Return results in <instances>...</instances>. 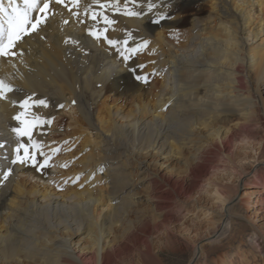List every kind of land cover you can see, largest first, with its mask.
<instances>
[{
  "label": "bare ground",
  "instance_id": "bare-ground-1",
  "mask_svg": "<svg viewBox=\"0 0 264 264\" xmlns=\"http://www.w3.org/2000/svg\"><path fill=\"white\" fill-rule=\"evenodd\" d=\"M65 2L79 15L53 3L56 14L19 44L17 56L0 58V78L6 77L14 88L0 100V144L4 145L0 148V264H124L140 244L147 247L142 252L146 262L161 264L151 253L153 227L146 215L152 210L166 213L201 188L221 213L213 242L235 238L236 207L245 197L252 200L253 195L264 194V139L258 148L247 134L238 143L239 135L252 124H260L264 133V0H152L159 7L151 13L148 0H134L129 8L141 12L139 17L101 9L91 0H81L78 8ZM0 3L7 7L8 0ZM87 4H91L89 12L102 11L116 21L107 32L109 39H124L131 32L127 46L147 40L150 56L141 59L138 52L125 61L103 39L88 35L93 26L105 25L85 15ZM123 4L120 0L121 8ZM187 6L199 9L181 39L173 40L168 18L156 23V13L169 17ZM179 18L174 19L175 28L188 24ZM144 64L163 75L161 84L148 91L137 86L134 76V68ZM109 93L120 99L119 105L107 104ZM29 95L47 102V107L32 111L52 122L34 129L33 137L50 156L52 139L64 127L56 117L59 111L67 113L71 107L82 133L95 130L96 138L86 139L87 144L100 141L86 158L87 189L60 192L39 183L49 181L48 176L56 175L53 171L10 163L17 143L11 128L20 126L13 117L21 111L13 101L18 104ZM21 142L27 143V138ZM248 149L256 151L253 157ZM131 156L138 158L130 173L126 168ZM41 159L37 153L38 165ZM107 160L121 162V167H108L119 168L129 180H108L107 170L99 171V163ZM52 164L57 170L58 163ZM9 168L12 174L4 180ZM222 172L227 181L215 177ZM138 177L149 186L145 193L150 204L136 209L143 213L136 222L128 208L138 206L134 200L122 205L112 202L124 194L120 192L124 184L128 189ZM28 178L39 182L29 188ZM100 178L112 192L98 188ZM241 187L253 191L239 198ZM258 233L264 240V231L259 228ZM201 256V248L196 247L190 264H197Z\"/></svg>",
  "mask_w": 264,
  "mask_h": 264
},
{
  "label": "rangeland",
  "instance_id": "rangeland-1",
  "mask_svg": "<svg viewBox=\"0 0 264 264\" xmlns=\"http://www.w3.org/2000/svg\"><path fill=\"white\" fill-rule=\"evenodd\" d=\"M198 9V6H187L182 8V10H178L177 14L168 15L169 17L166 25L167 27H173L171 28V38L173 40L181 39L182 35L186 33L194 17L192 14ZM256 13L259 14V8L256 10ZM176 17H180L179 20L182 18L187 21L188 24L183 27L179 26L175 28L174 19ZM150 48L148 44L147 48L140 51V53L142 52L140 56L141 59H146L150 56ZM148 66V64H144L139 70L134 68L135 79L137 75L146 76L148 78L147 82L138 79L135 80L137 86L146 91L150 90L153 84H161L163 80V75H156L153 71H149ZM262 91L264 94V88ZM108 95L106 100L107 104H120V99L117 96L110 93ZM127 104L131 105L132 101L129 100ZM94 107L96 108L95 105ZM131 107L133 109L134 105L132 104ZM95 108V111L92 113L93 120H95L96 116ZM56 117L62 119L64 127L62 132L60 131L59 134L52 139L51 144L54 149H60V151L52 154L50 160L51 165L49 164V167L44 168L45 170L53 171L56 175L52 177L48 176L49 181L47 182L43 180L39 182L36 178L34 180L28 178V186L31 188L33 186L31 183H36L37 181L40 184L47 185L60 192L69 189L70 192L73 189L83 191L87 189L88 185L86 182L88 180H83L87 178L85 177L87 175V168H85L86 158L95 152L96 147L100 146L98 144L100 141L87 144L86 139L88 136L92 135L93 138H96L94 135L95 130L89 132L88 130H83L88 133H82L79 130V125H75V119H79V116H77L76 111L71 107L67 113L59 111ZM260 126V124H252L248 131L239 135L238 143L241 142L242 138L247 134L253 137L250 141L251 145L258 148L261 141L264 139V133ZM83 134H86V138H83ZM255 152L256 151H252L251 149L247 150L250 157H253ZM136 158L138 157L131 156L129 158V166L126 168L128 169L126 172H134L137 161ZM124 160H126L125 156L121 161L123 162ZM260 160H263V158ZM42 162L43 160L41 159L39 163ZM54 162L58 163L57 170L53 169L52 163ZM250 162L251 163L247 165L248 167H251L253 159H251ZM112 164L113 167H121V162L118 161L107 160L106 162L103 161L99 163V167H104V169L107 170L109 176L108 180L115 178L119 182L126 180L128 177H122V175L119 174L121 172L119 168L110 169L108 167ZM61 165L67 166L61 167ZM102 174L103 173H100V175ZM217 176L219 178L220 176L222 178L224 176L227 181L225 172L216 174L215 177ZM77 177H79V179H76ZM139 179L140 177L134 178V180L130 182L131 186L130 188L128 187V189H126L127 185L124 184L123 186L120 184V187L123 186V191L120 192H124V194L117 195L116 200L112 202V205H122V202L127 199L134 200L138 206H128V208L130 211L134 212L131 218L136 222L143 218V213L136 209H139V206L150 204L147 202L149 196L145 193L146 190H149V186L141 184L142 180ZM103 180L104 179L101 178L98 180L99 182L96 184L98 188L103 191L112 192V188H106V184L104 183L105 180ZM54 182H56V186L52 185ZM247 191L253 190H248L247 187H241L238 197H245ZM247 199V197L242 199L240 204L236 207V213L239 214V217L235 219V223L238 225L234 231L236 237L223 238L218 242H213L211 238L217 231L215 229V224L221 213L212 199L203 192L202 188L191 198L179 199L172 206L171 210L166 213L158 214L152 210V212L146 215L153 227L150 236L152 255H154L161 264H190L196 247H200L202 256L197 264H264V240L261 239L258 233L259 228L264 231V204H260L262 199L264 200V194H255L252 196V200ZM249 201L251 204L248 203ZM252 225L254 227H252ZM146 250L147 247L144 244H140L131 251L124 264H149L142 258V252Z\"/></svg>",
  "mask_w": 264,
  "mask_h": 264
},
{
  "label": "snow or ice",
  "instance_id": "snow-or-ice-1",
  "mask_svg": "<svg viewBox=\"0 0 264 264\" xmlns=\"http://www.w3.org/2000/svg\"><path fill=\"white\" fill-rule=\"evenodd\" d=\"M80 2L81 0H68V3L77 8L80 6ZM53 3L67 8L73 16L79 15L78 12L72 11V7H68L65 0H8L7 7H5L3 3H0V58H15L17 56L16 49L19 44L22 43L26 37L38 33L47 23L50 16L56 14L51 10V5ZM91 4H98L101 9L106 7L114 9L117 14H123L129 17L141 16V12L129 8V4H134V0H124L123 8L120 7V0H112V2L108 4L99 3V0H91ZM91 4L85 5V15H89L90 19L94 22L99 23L102 21L105 27L100 29L93 26L88 29V35L92 36L97 41L103 39L109 46L115 48L118 55L125 61L148 47L147 40H143L136 47H128L129 41L133 38L131 32L126 33L124 39H109L107 32L116 21L110 19L102 11L89 12ZM136 7H139V5H136ZM146 7L147 11L151 13L154 9L158 8L159 5L153 3L152 0H148ZM156 16V23L168 18L162 12H157ZM65 23H67V21H65ZM81 23H84V21H81ZM19 54L23 55L22 52ZM136 79L147 82L148 78L146 76L137 75ZM13 91L14 88L8 82L7 78H0V100L6 99V94ZM13 104L18 106L21 111L13 117L20 126L11 128L17 143L16 146L12 148L10 163L12 165L31 164V166L38 171L49 167L51 156L43 151L44 145L33 137V130L43 124H51L52 121L50 119H44L41 115L32 111L34 107H47V102L43 99L36 101L29 95L27 98L19 101L18 104L16 101H13ZM61 107L63 106L61 105ZM21 138H27V143L21 142ZM3 147L4 145L0 144V148ZM59 151L60 149H53L52 154ZM37 153L44 158L43 162L39 163V165L37 164ZM66 166L67 165H61V167ZM99 171L102 172L103 167H101ZM11 174L12 169L9 168L4 172L3 179L7 180ZM76 179H79V177Z\"/></svg>",
  "mask_w": 264,
  "mask_h": 264
}]
</instances>
